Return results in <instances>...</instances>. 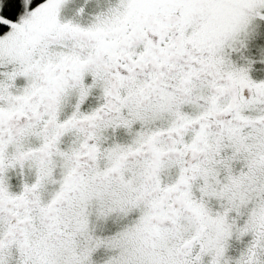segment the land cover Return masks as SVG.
Instances as JSON below:
<instances>
[{"label":"snow or ice","instance_id":"obj_1","mask_svg":"<svg viewBox=\"0 0 264 264\" xmlns=\"http://www.w3.org/2000/svg\"><path fill=\"white\" fill-rule=\"evenodd\" d=\"M0 264H264V0H0Z\"/></svg>","mask_w":264,"mask_h":264}]
</instances>
